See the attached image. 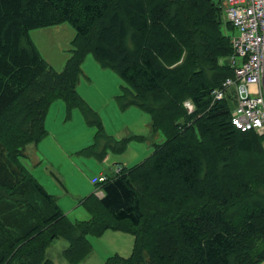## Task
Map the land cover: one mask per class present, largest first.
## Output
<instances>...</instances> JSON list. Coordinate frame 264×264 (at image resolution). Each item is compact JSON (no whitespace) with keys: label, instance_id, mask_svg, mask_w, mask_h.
Segmentation results:
<instances>
[{"label":"trees","instance_id":"16d2710c","mask_svg":"<svg viewBox=\"0 0 264 264\" xmlns=\"http://www.w3.org/2000/svg\"><path fill=\"white\" fill-rule=\"evenodd\" d=\"M185 1L195 14L204 57L223 69L214 85L194 66L189 12L173 9L167 0H0V264H54L47 250L57 238L67 242L62 257L76 264L92 251L88 236L109 228L130 231L134 245L128 257L114 254L104 264L264 261V252H257L264 239V203L245 200L228 212L252 184L240 152L258 149L264 135L236 130L225 100L211 104L210 91L233 74L227 62L217 64L233 52L231 38L219 29L222 3ZM62 21L76 36L57 72L29 31ZM185 51L188 56L179 63ZM87 53L128 86L116 96L119 104L148 112L151 132L162 131L165 140L154 143L141 162L107 176L101 196L80 200L89 220L71 221L20 158L46 134L45 118L55 99L82 111L96 129L94 144L104 140V146L125 147V141L105 135L98 113L77 91ZM186 99L194 103L191 113L183 106ZM90 147L83 152L95 155ZM142 195L160 205L162 214L145 220Z\"/></svg>","mask_w":264,"mask_h":264},{"label":"rangeland","instance_id":"374dc122","mask_svg":"<svg viewBox=\"0 0 264 264\" xmlns=\"http://www.w3.org/2000/svg\"><path fill=\"white\" fill-rule=\"evenodd\" d=\"M120 1L115 0V2ZM167 1L173 9L183 8L189 12L185 0ZM213 1L215 4L221 2V0ZM189 15L192 21L190 24L193 30L192 38L195 43L193 49L195 48L194 52L197 56V63L194 66L202 70L209 84L214 85L221 77L223 69L204 57L199 33L193 28L196 19L192 18L195 14L192 11ZM218 15L221 33L230 38L238 35V29L228 24L224 8ZM99 24L100 22L94 28ZM75 36L76 30L68 21L33 28L29 31V37L36 45L41 57L57 72L64 68ZM127 44L132 46L129 37ZM231 55L221 56L218 59V66L223 62L229 64ZM187 56L188 51H185L179 63L183 62ZM81 69L82 74L77 83V91L91 109L98 113L105 135L118 143L125 141V147L116 150L111 146H104V140L94 144L96 129L87 124L82 111L79 108L68 110L62 99H55L49 105L45 118L46 134L37 144L27 145L21 151L23 156L20 158V162L46 191L57 198V203L71 221H85L91 218L90 212L80 203V200L90 194L98 196L101 182L97 180V177L100 174L112 176L118 168L131 167L141 162L152 153L154 143L165 140L162 131L151 132V116L148 112L137 105L122 107L116 100L122 88L128 86L114 71L108 67H101L91 53L86 54ZM231 92L232 89L228 94L230 95ZM228 101L229 109L233 110L236 107V101L230 96ZM149 102L157 105V102L152 99ZM258 141H260L258 149L240 152V160L252 184L248 193L231 201L228 212L235 210L245 200L264 203V138L260 140L258 137ZM90 145L95 155L83 152V149ZM101 152L103 153L99 156ZM141 207L145 220L159 216L164 210L144 195L141 197ZM88 238L92 251L84 260L76 264H104L105 260L114 254L128 257L134 245L133 234L122 229L109 228L100 235H89ZM262 241L257 252H264V239ZM65 244V240L61 238L52 247L50 255L53 254L56 264H69L61 256L59 258ZM261 264H264V261Z\"/></svg>","mask_w":264,"mask_h":264},{"label":"built area","instance_id":"2783aa9c","mask_svg":"<svg viewBox=\"0 0 264 264\" xmlns=\"http://www.w3.org/2000/svg\"><path fill=\"white\" fill-rule=\"evenodd\" d=\"M221 3L228 23L239 33L231 38L233 52L229 64L233 74L210 91L211 104L229 102L228 96L232 97L236 107L230 110L228 106L231 125L242 132L253 130L264 135V0H221ZM183 106L189 113L195 108L190 99H186ZM106 179L104 174L97 177L99 182ZM97 194L101 196L102 192Z\"/></svg>","mask_w":264,"mask_h":264},{"label":"crops","instance_id":"0c3cea01","mask_svg":"<svg viewBox=\"0 0 264 264\" xmlns=\"http://www.w3.org/2000/svg\"><path fill=\"white\" fill-rule=\"evenodd\" d=\"M55 25V24H54ZM45 27V26H44ZM39 28V27H38ZM22 44H26V42H25V40H23V42H22ZM101 175V174H100ZM99 175V176H100ZM93 178V177H92ZM101 191V190H100ZM57 198L55 197V200H56ZM56 203H57V200H56ZM58 204V203H57ZM59 205V204H58ZM60 206V205H59ZM60 208H61V206H60ZM62 209V208H61ZM63 210V209H62ZM64 211V210H63ZM65 213V212H64ZM66 214V213H65ZM59 239H61V238H57V239H55V240H53L52 241V243H51V245L49 246V248H48V250H47V255L53 260V262H54V264H56V262H55V259H54V257H53V254L52 255H50V252H52V247H53V245H54V243H56L57 242V240H59ZM64 240V239H63ZM65 242H66V240H65ZM67 246V242H66V244H65V246H63L62 247V250L65 248ZM62 250H61V252H60V254H59V258H60V256L62 257V255H61V253H62ZM63 258V257H62ZM84 260V259H83Z\"/></svg>","mask_w":264,"mask_h":264},{"label":"water","instance_id":"95a60500","mask_svg":"<svg viewBox=\"0 0 264 264\" xmlns=\"http://www.w3.org/2000/svg\"><path fill=\"white\" fill-rule=\"evenodd\" d=\"M262 89L264 94V62H263V72H262Z\"/></svg>","mask_w":264,"mask_h":264}]
</instances>
